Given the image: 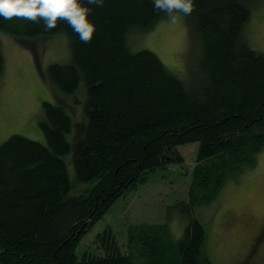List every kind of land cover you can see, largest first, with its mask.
<instances>
[{"label":"trees","instance_id":"trees-1","mask_svg":"<svg viewBox=\"0 0 264 264\" xmlns=\"http://www.w3.org/2000/svg\"><path fill=\"white\" fill-rule=\"evenodd\" d=\"M250 1L193 0L192 14L181 15L194 56L187 84L155 52L128 47L130 32L168 18L151 0L90 5L96 31L87 44L63 21L48 31L0 17V30L24 44L64 32L70 57L49 63L45 76L60 95H73L81 80L85 90L82 122L58 100H44L45 142L14 133L0 143V264H212L196 217L179 239L165 222H141L128 227L125 249L110 229L96 235L98 251L78 259L75 248L124 192L182 160L178 144L198 142L187 210L211 201L227 170L254 165L264 149V53L243 35ZM88 182L94 183L71 192Z\"/></svg>","mask_w":264,"mask_h":264},{"label":"rangeland","instance_id":"rangeland-1","mask_svg":"<svg viewBox=\"0 0 264 264\" xmlns=\"http://www.w3.org/2000/svg\"><path fill=\"white\" fill-rule=\"evenodd\" d=\"M249 7L243 35L249 47L264 53V0L255 5L251 0ZM23 41L27 44L0 30L3 56L0 143L14 133L45 142L39 127L44 100L54 103L58 100L76 124L83 121L84 82H79L73 95H60L45 76L49 63H63L70 57L64 32L30 43ZM188 43L181 15L175 21L161 19L150 30L132 31L128 39L131 51L150 49L155 52L184 84H187L189 62H194ZM197 148V141L178 144L176 149L182 160L156 168L144 181L118 197L82 236L75 248L77 258L87 249L97 250L96 235L106 229L112 231L125 249L128 227L132 224L165 222L174 239H179L188 221L196 217L206 229L205 253L212 264H264V149L256 154L254 165L227 170L223 185L211 201L192 205L187 210L185 201L190 197L194 168L200 164L196 160ZM66 160L73 178L69 155ZM209 162L204 161V164ZM93 183L74 186L71 192L80 193Z\"/></svg>","mask_w":264,"mask_h":264},{"label":"clouds","instance_id":"clouds-1","mask_svg":"<svg viewBox=\"0 0 264 264\" xmlns=\"http://www.w3.org/2000/svg\"><path fill=\"white\" fill-rule=\"evenodd\" d=\"M154 10L163 12L175 21L180 15L189 16L195 9L193 0H151ZM102 8L104 0H0V17L27 20L42 24L45 30L65 22L82 43H90L96 31L95 24L88 18L92 7Z\"/></svg>","mask_w":264,"mask_h":264}]
</instances>
